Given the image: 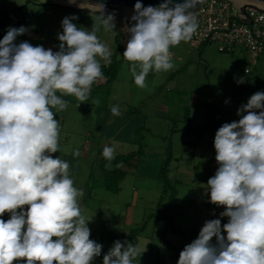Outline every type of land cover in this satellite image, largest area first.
<instances>
[{
	"label": "clouds",
	"instance_id": "1",
	"mask_svg": "<svg viewBox=\"0 0 264 264\" xmlns=\"http://www.w3.org/2000/svg\"><path fill=\"white\" fill-rule=\"evenodd\" d=\"M200 2L135 4L122 57L137 87L146 86L150 72L173 69L170 49L197 32L192 10ZM92 7L100 15L90 31L72 22L76 16L62 20L59 51L16 45L27 31L23 26L10 27L0 40V217L10 216L0 219V264H91L101 254L79 203L85 193L74 186L68 162L52 155L60 137L52 109L65 110L66 96L86 102L92 85L104 79L100 61L111 63V51L97 33L101 27L114 32V17L104 15L103 4ZM111 113L120 115L119 106ZM237 115L238 122L223 124L215 134L219 167L207 181L210 203L225 208L220 215L228 222H205L178 264H264V92L253 94ZM73 155L79 157V150ZM102 156L111 161L114 148L105 146ZM143 252L116 241L103 264H133Z\"/></svg>",
	"mask_w": 264,
	"mask_h": 264
},
{
	"label": "crops",
	"instance_id": "2",
	"mask_svg": "<svg viewBox=\"0 0 264 264\" xmlns=\"http://www.w3.org/2000/svg\"><path fill=\"white\" fill-rule=\"evenodd\" d=\"M16 3L13 2V7L20 5ZM8 17L11 23H17L12 14L9 13ZM120 23L125 28L123 22ZM129 38L128 33L127 40ZM236 49L239 47L232 49L229 54H233ZM112 53L111 63L114 61L117 65L115 53ZM247 56L252 71L259 56L255 59ZM260 56L262 58L259 61H264V54ZM172 63L173 69L158 73L160 79L154 86H145L143 90L137 88L136 94L128 93V101L120 102L119 97L123 95L118 88L117 91L109 90L103 107L97 108L103 117L102 127L98 129L100 136H93L89 132L87 136L90 144L80 142L82 145L79 150L80 143L69 141L68 133H63L59 137V150L52 154L53 158L59 157L68 162L71 169L69 176L74 186L85 193L79 198V203L82 214L90 221L87 225L90 238L96 239L108 234L123 239L121 243H132L142 252L145 250L135 258L133 264H178V254L189 245L188 240L192 238L190 235L194 233L191 231L192 234L189 233L187 237L183 233L184 226L175 221L179 210L197 212L198 215L194 213L195 217H192L196 220L220 219L222 227L228 222L227 217L220 215L225 208L210 203L207 181L219 167L215 160L214 138L223 121L216 125L215 120L222 116L224 122L229 123L231 111L225 109L223 103L215 104L216 98H210L208 88L207 92H176V87L189 85L188 81L192 79L177 77L184 69L182 58H176ZM244 69L250 72L248 67ZM115 82L114 78L106 82L104 77L92 85L91 91L102 85L112 86ZM250 85L257 86L253 82ZM260 88L264 90V82ZM245 92L246 88H243L240 94ZM113 106H119L120 111L119 122L116 124L110 120L111 116L113 120L116 118L111 113ZM183 125L185 127L181 128ZM101 130L107 134H102ZM105 146L114 148V159L131 157L119 165V173L116 175L119 180L114 192L104 186L105 175L113 170L111 161L104 160L111 167H102L97 173L93 172L95 158L89 173L86 167L82 173L81 164L78 165V160L87 161L88 156L98 155L99 152L93 154L92 150L103 152ZM76 150L80 152L79 157L73 155ZM162 168L169 187L164 194L159 180ZM189 193L198 196V204L193 202L188 206L186 199ZM24 210H27V206ZM147 217L150 218L143 228L127 239ZM0 219L7 221L10 216L6 213ZM175 236H178V240ZM98 244L102 245L101 254L91 264H103V257L113 247L114 241L103 238Z\"/></svg>",
	"mask_w": 264,
	"mask_h": 264
},
{
	"label": "rangeland",
	"instance_id": "3",
	"mask_svg": "<svg viewBox=\"0 0 264 264\" xmlns=\"http://www.w3.org/2000/svg\"><path fill=\"white\" fill-rule=\"evenodd\" d=\"M17 1L18 3H16ZM13 2L16 4L20 3V5L13 7ZM37 2L38 0H0V40L3 39L10 27L19 28L23 26L27 31L24 35L16 38L14 41L16 45L22 42H28L34 47L42 46L46 50L52 49L53 52H56L59 51L60 44L58 33H63L62 20L65 17L76 16L77 19L72 22L76 24L78 28H83L88 31L96 24L97 16L71 12L51 6H39ZM9 13L17 19V23H11L9 21ZM120 22L121 21L114 20V32L104 31L103 27H101L100 31L97 33L101 42L105 43L110 49L111 55L113 54L112 52L115 53L117 65L114 72V80H116V82L112 86H109L110 84L102 85L98 89L91 91L89 99L80 105V102L77 101L75 97L66 96L63 97V99L68 101V106L65 110L56 112L55 109H52L55 118L60 124V136L63 133H68L70 137L69 141L73 140L75 143L77 142V144L80 142L83 143V141L89 143L90 138L87 136L89 132L92 133L93 136H100L98 129L102 127L103 117L100 116L101 111L97 108L103 107L109 90L114 89L117 91L116 89L118 88V90L121 91V95H123L119 97L121 102L128 101V93L136 94V89L139 88L135 85L134 78L129 68L125 66L126 61L122 57L128 41L127 28L131 27L133 22L125 28L122 27V23ZM170 51L172 53V61L176 60V58H182L184 62V69L177 74V77L185 76L192 79L188 81L189 85L176 87L175 91L190 94L191 92H207L208 88V95L210 93V98H216L215 104L223 103L225 105L224 108L231 111L229 123L239 121L241 116L237 115L238 109L246 105L253 94L256 92H264V90L260 88L261 83L264 82V61H261L263 65L259 61L261 60V56L257 59L258 63L255 69L251 71L252 66L249 64L250 60L242 48L234 50L233 54H219L216 48L211 45L201 46L197 50H193L189 47L187 42H181L178 46L171 48ZM111 59L110 57V60ZM100 63L101 68H105L106 65H109V63L106 64L103 60H101ZM245 67L250 69L249 74L243 73ZM158 79H160L159 74L150 72L146 77L145 84L148 87H152ZM241 81L243 82L241 83ZM252 82L257 86H251L250 83ZM243 88H246V92L240 94ZM143 89H145V87L142 88V90ZM145 91L150 90L146 89ZM94 100H99V104L93 103ZM172 115H175V113ZM110 120L112 124H116L119 122V117L116 116L113 120L111 116ZM224 120V117L219 116V119L217 117L215 120V124L218 125L222 121L223 124H225ZM184 127L185 125L181 128ZM101 133L104 135L107 134L102 132V130ZM82 143H80L79 150ZM202 146L203 145H201V147ZM90 150H92V147ZM96 152H99L98 155L88 156L87 161L78 160V165L81 164L82 167V173H84L85 167L87 170L91 168L94 158L96 163L94 164L93 172H99L102 167L105 169L111 167L107 162H103L105 159L102 156V152L92 150L93 154ZM90 159L91 161H89ZM70 170L71 169H69V171ZM89 172L90 170L88 173ZM160 188L161 185L159 184V189ZM176 189L180 190L178 186H176ZM186 200L188 201V206L193 202L198 204V196L193 193H189ZM194 213L196 216L198 215L195 211L190 213L189 209H186L185 212L184 209H182L178 211V216L175 217V221L184 226L185 229L183 233L185 232L187 237L191 231L194 232L193 236L190 235L192 238L188 240L189 244L198 238L202 227L205 222H207L202 219L196 220L192 218L195 217ZM188 217L189 219H186ZM173 225H175V223H173ZM186 235L183 234V236ZM174 238L178 240V236ZM215 241L214 238L212 243ZM179 255L180 253L178 256Z\"/></svg>",
	"mask_w": 264,
	"mask_h": 264
},
{
	"label": "built area",
	"instance_id": "4",
	"mask_svg": "<svg viewBox=\"0 0 264 264\" xmlns=\"http://www.w3.org/2000/svg\"><path fill=\"white\" fill-rule=\"evenodd\" d=\"M248 2L234 0H202L196 12L199 27L189 40V46L197 50L201 46H214L219 53H229L235 47L242 48L251 59L264 54V13L250 8ZM243 8V13L240 9ZM127 27L131 18L117 20ZM244 74L249 70L244 69Z\"/></svg>",
	"mask_w": 264,
	"mask_h": 264
},
{
	"label": "water",
	"instance_id": "5",
	"mask_svg": "<svg viewBox=\"0 0 264 264\" xmlns=\"http://www.w3.org/2000/svg\"><path fill=\"white\" fill-rule=\"evenodd\" d=\"M63 1L69 2V0H63ZM244 1L249 2V3H253V4L264 5V0H244ZM38 2L41 4H44V5L54 6V7L64 9V10H68L71 12L85 13L87 15H92V16H99L100 15L99 12L92 10V9L84 8V7H73V6H69V5L47 2V1H42V0H38ZM74 2L78 3V4H84V5H90V6L96 5V4H103L104 7H106V8H108V7L113 8L115 11L114 13L104 12V15L105 16L112 15L114 17V20H118L119 15L121 14V12L124 9H128V8L134 9L135 4L137 2H140L143 7H148V6L158 7L161 3L164 2V0H74ZM182 2H183V0H173V4L182 3ZM197 6H196V8H197ZM249 6H250V8L254 9L257 12L264 13V8H259L255 5H249ZM195 9H193L192 11H194ZM240 11L243 13L244 12L243 8H241Z\"/></svg>",
	"mask_w": 264,
	"mask_h": 264
},
{
	"label": "trees",
	"instance_id": "6",
	"mask_svg": "<svg viewBox=\"0 0 264 264\" xmlns=\"http://www.w3.org/2000/svg\"><path fill=\"white\" fill-rule=\"evenodd\" d=\"M115 68H116V63L113 61L112 63H110L108 66H106L105 68H101V71L103 73V76L106 78V82H110L113 80L114 78V72H115ZM131 157L130 156H126V157H117L115 159H112L111 162L113 163V170L111 171L112 173H108L105 175L104 177V186L105 188L110 191V192H114L116 190V184L119 180V176L116 177V175L119 173V165L122 162H125L127 160H129ZM159 180L162 184V194H164L165 192H167V190L169 189L167 181L165 179V173H164V168L161 169V174L159 175ZM150 217H147L145 219V221L137 228L134 229L131 232V236L127 237V239L133 237V235L138 232L139 230H141L143 228V226L145 225L146 221L149 219ZM169 219V217H168ZM223 234V232H222ZM223 235H226L225 233ZM103 238L110 240V241H122L123 239H117L114 236H110L108 234H104L101 237L98 238H90L91 240L95 241L96 243L100 242ZM216 241L213 243L215 244Z\"/></svg>",
	"mask_w": 264,
	"mask_h": 264
},
{
	"label": "bare ground",
	"instance_id": "7",
	"mask_svg": "<svg viewBox=\"0 0 264 264\" xmlns=\"http://www.w3.org/2000/svg\"><path fill=\"white\" fill-rule=\"evenodd\" d=\"M42 1H47V2H53V3H59V4H64V5H69V6H73V7H84V8H88V9H92V10H95L97 11L95 8H93L92 6L90 5H84V4H78V3H75V2H68V1H63V0H42ZM235 2H238V3H243L245 2L244 0H234ZM249 3V2H248ZM249 4H252V5H255L259 8H264V5H260V4H253V3H249ZM104 12H112L114 13V9L113 8H106L105 7V11ZM135 14L134 12V9H124L121 14L119 15L118 19H121V20H124V19H129L131 18L133 15Z\"/></svg>",
	"mask_w": 264,
	"mask_h": 264
},
{
	"label": "flooded vegetation",
	"instance_id": "8",
	"mask_svg": "<svg viewBox=\"0 0 264 264\" xmlns=\"http://www.w3.org/2000/svg\"><path fill=\"white\" fill-rule=\"evenodd\" d=\"M37 3H39V2H37ZM39 6L50 7V5H44V4H41V3H39Z\"/></svg>",
	"mask_w": 264,
	"mask_h": 264
}]
</instances>
